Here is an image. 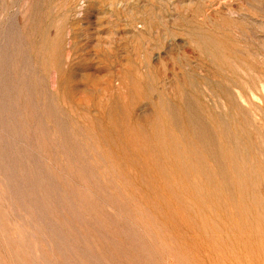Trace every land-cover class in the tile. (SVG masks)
I'll list each match as a JSON object with an SVG mask.
<instances>
[{"label":"rangeland","instance_id":"rangeland-1","mask_svg":"<svg viewBox=\"0 0 264 264\" xmlns=\"http://www.w3.org/2000/svg\"><path fill=\"white\" fill-rule=\"evenodd\" d=\"M0 264H264V0H0Z\"/></svg>","mask_w":264,"mask_h":264}]
</instances>
